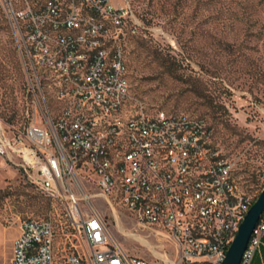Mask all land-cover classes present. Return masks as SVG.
<instances>
[{
  "label": "built area",
  "instance_id": "obj_1",
  "mask_svg": "<svg viewBox=\"0 0 264 264\" xmlns=\"http://www.w3.org/2000/svg\"><path fill=\"white\" fill-rule=\"evenodd\" d=\"M121 1H6L29 76L30 121L0 117V159L52 208L47 219L21 222L9 264H58L64 230L77 244L62 264H162L122 251L94 197L166 234L180 264H223L259 197L239 178L245 154L219 150L204 118L134 103L123 41L141 24ZM263 237L264 217L240 264L253 263Z\"/></svg>",
  "mask_w": 264,
  "mask_h": 264
},
{
  "label": "rangeland",
  "instance_id": "obj_2",
  "mask_svg": "<svg viewBox=\"0 0 264 264\" xmlns=\"http://www.w3.org/2000/svg\"><path fill=\"white\" fill-rule=\"evenodd\" d=\"M6 1L0 0V117L21 125L30 121L29 76ZM128 1L141 24L137 34H126L123 41L134 103L204 118L219 150L229 158L245 154L239 178L260 196L264 0ZM114 4L124 6L121 0ZM47 101L56 113L51 95ZM92 203L107 221L113 242L129 256L180 264L178 249L166 234L144 230L125 208H112L102 198ZM51 213L50 202L0 159V264L10 263L21 222L47 219ZM56 239V260L62 264L63 256L76 253L72 246L77 242L69 230Z\"/></svg>",
  "mask_w": 264,
  "mask_h": 264
},
{
  "label": "water",
  "instance_id": "obj_3",
  "mask_svg": "<svg viewBox=\"0 0 264 264\" xmlns=\"http://www.w3.org/2000/svg\"><path fill=\"white\" fill-rule=\"evenodd\" d=\"M264 215V189L258 197L255 204L247 213L241 224L236 238L227 252L223 264H240L245 250L249 244L250 238L260 219Z\"/></svg>",
  "mask_w": 264,
  "mask_h": 264
},
{
  "label": "crops",
  "instance_id": "obj_4",
  "mask_svg": "<svg viewBox=\"0 0 264 264\" xmlns=\"http://www.w3.org/2000/svg\"><path fill=\"white\" fill-rule=\"evenodd\" d=\"M252 264H264V237H263V244L261 248L258 250Z\"/></svg>",
  "mask_w": 264,
  "mask_h": 264
},
{
  "label": "trees",
  "instance_id": "obj_5",
  "mask_svg": "<svg viewBox=\"0 0 264 264\" xmlns=\"http://www.w3.org/2000/svg\"><path fill=\"white\" fill-rule=\"evenodd\" d=\"M127 61V60H126ZM263 217H264V215H263Z\"/></svg>",
  "mask_w": 264,
  "mask_h": 264
}]
</instances>
